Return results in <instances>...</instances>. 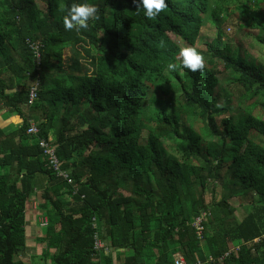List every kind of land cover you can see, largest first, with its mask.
I'll list each match as a JSON object with an SVG mask.
<instances>
[{"label":"trees","instance_id":"trees-1","mask_svg":"<svg viewBox=\"0 0 264 264\" xmlns=\"http://www.w3.org/2000/svg\"><path fill=\"white\" fill-rule=\"evenodd\" d=\"M40 1L0 0V109L21 116L12 130L0 126V264H26V211L38 192L49 220L41 254L51 264H175L176 252L187 264H264V118L235 122L213 98L220 62L251 98L264 97V64L224 52L218 35L203 72L181 66L180 49L200 40L211 1L167 0L154 20L133 0ZM84 2L100 19L66 31L67 8ZM245 20L264 30V13ZM155 89L170 100L146 117ZM184 106L198 113L199 131L183 123ZM31 119L37 136L27 132ZM49 137L73 183L49 167L40 144ZM234 198L252 204L242 219ZM202 210L210 215L199 239ZM96 231L112 252L94 248Z\"/></svg>","mask_w":264,"mask_h":264},{"label":"rangeland","instance_id":"rangeland-1","mask_svg":"<svg viewBox=\"0 0 264 264\" xmlns=\"http://www.w3.org/2000/svg\"><path fill=\"white\" fill-rule=\"evenodd\" d=\"M209 11L205 17L202 29L201 38L196 44V48L203 54L204 58L210 56L207 51V43L213 38L221 35L222 39V50L224 52H236L241 56L245 57L249 62H253L261 67L264 64V43L259 41L257 36L264 37V30L252 29L246 22L248 11H257L264 13V0H244L249 3L250 6L245 7L243 3L236 2L234 0H210ZM39 2H42L39 0ZM220 30V34H219ZM181 44V43H180ZM66 53H69L68 51ZM217 63V62H216ZM218 83L213 90V98L216 99V104L219 109H222L224 105L229 106V110L226 114L234 116L233 120L239 122L245 118L249 113H252L259 118H264V108L261 105L264 101V97L251 98L250 93L247 92L238 82V73L232 68L228 67L223 62L217 63ZM166 89H177L172 83H160ZM168 94H162L160 90H156L152 94L150 100L147 102L146 117H150L157 108L161 106L168 99ZM171 94H169L170 96ZM177 102L176 100H172ZM163 102V103H162ZM185 107V108H184ZM183 107L182 121L188 127L200 130L203 123L198 116L195 109ZM16 113V112H15ZM18 114V113H16ZM19 115V114H18ZM219 116L218 118H220ZM21 120V116L19 115ZM221 119H218L220 121ZM15 125H11L13 128ZM197 131V132H198ZM147 136V130H141V138L144 140ZM167 150L170 148L167 145ZM46 177L43 174H38L36 182L39 184L42 191V187L45 184ZM43 181L44 183H40ZM218 190L217 197L220 198ZM40 193V192H38ZM256 196V195H255ZM40 194L37 197H33L28 203L26 217L30 223V231L28 232V247L24 252L19 254L26 264H51L50 259L43 257L42 250L45 248V243L39 240V237L43 235V227L40 225L39 217L42 216V211L37 209L35 206L39 204ZM212 198L211 191H207L208 201ZM237 207L236 214L239 219L252 209V204L243 202L240 204L238 198H234L230 201ZM242 203V202H241ZM38 225V226H37ZM129 251H123L126 255ZM115 254V252H114Z\"/></svg>","mask_w":264,"mask_h":264},{"label":"clouds","instance_id":"clouds-1","mask_svg":"<svg viewBox=\"0 0 264 264\" xmlns=\"http://www.w3.org/2000/svg\"><path fill=\"white\" fill-rule=\"evenodd\" d=\"M136 5L137 13L142 7L145 16L149 20H154L161 12L168 8L167 0H133ZM60 11H65L62 7ZM99 9L90 3H73L67 8L66 15L63 16V25L66 31L80 32L89 28L90 21L99 20ZM181 59V66L191 72H203L205 69V58L203 54L193 46H187L180 49L179 53ZM177 65L169 63L168 69L176 70ZM39 84L38 82H33Z\"/></svg>","mask_w":264,"mask_h":264},{"label":"built area","instance_id":"built-area-1","mask_svg":"<svg viewBox=\"0 0 264 264\" xmlns=\"http://www.w3.org/2000/svg\"><path fill=\"white\" fill-rule=\"evenodd\" d=\"M35 49H37V46H34ZM38 54V59L40 54ZM34 82H39V80H35ZM38 86L39 84H32V88L30 90V97H29V103H33L35 101V99L37 98L38 94ZM27 132L29 134H33L35 136H37L40 132V128L38 126V124L36 123V121L34 119H31L29 121V127L27 128ZM51 137L47 138H41L40 140V144L41 146L44 147V153L45 155H47V158L49 160V167L52 168L56 174L59 177H62L63 179L67 180L69 183H73L74 179L71 177L70 172L62 167V162L59 159V157L56 154V148L54 147V145L51 143ZM210 215V211L209 210H202L195 218L193 221V226L196 230L197 236L199 239L203 238V231L205 229V223L207 222L208 216ZM39 222L40 225L42 227H46L48 225V217L46 215H42L39 217ZM96 226V224H95ZM259 237L255 238L254 241H259ZM252 243V242H249ZM236 249H240V244H237ZM94 248L97 251H100L102 249H104L105 252L109 253L113 251V248L110 245H107L105 243V241L101 238V236L98 234V231L95 232L94 235ZM233 248H230L228 251L225 252L224 256H228L231 252H232ZM175 257V264H187L184 256L180 253V252H176L174 254ZM223 257L221 259H223ZM214 259L213 256L209 257V261H212ZM200 263V261L198 262ZM117 264H121L120 262H117ZM146 264H153V263H146Z\"/></svg>","mask_w":264,"mask_h":264},{"label":"crops","instance_id":"crops-1","mask_svg":"<svg viewBox=\"0 0 264 264\" xmlns=\"http://www.w3.org/2000/svg\"><path fill=\"white\" fill-rule=\"evenodd\" d=\"M21 123V120L19 119V115L14 113H8V111L6 109H0V126L3 127L6 130H12L11 125H18ZM40 183H44V182H40ZM40 189V187H39ZM34 198L37 197L38 198V193L34 194L33 196ZM38 203L40 201H37ZM37 209V211L39 210L38 208V204L35 206V210ZM30 223L27 222V227H26V234L28 236V232L30 231ZM38 226V225H37ZM43 232V231H42Z\"/></svg>","mask_w":264,"mask_h":264}]
</instances>
